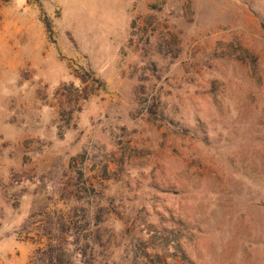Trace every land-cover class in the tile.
I'll return each instance as SVG.
<instances>
[{"label": "rangeland", "instance_id": "374dc122", "mask_svg": "<svg viewBox=\"0 0 264 264\" xmlns=\"http://www.w3.org/2000/svg\"><path fill=\"white\" fill-rule=\"evenodd\" d=\"M45 1L0 43V264L79 196L93 264H264V0Z\"/></svg>", "mask_w": 264, "mask_h": 264}, {"label": "trees", "instance_id": "16d2710c", "mask_svg": "<svg viewBox=\"0 0 264 264\" xmlns=\"http://www.w3.org/2000/svg\"><path fill=\"white\" fill-rule=\"evenodd\" d=\"M132 28L135 30V23H132ZM78 188L72 193L79 194ZM79 198L74 199L77 204L79 220L74 221V217H72L73 220H68L66 217L60 216L56 222H50L48 225L52 226L54 230L45 231L46 235L50 236V244L46 249L38 252L41 255L38 258L41 264H78L75 260L77 254H81L83 264H93L96 254L101 252L104 254V250L107 249L99 227L104 222L103 218L99 211L94 212L93 203L89 201L87 202L88 207H85L86 203L81 202L80 196ZM90 205L91 210H88ZM99 250L100 252H98ZM177 251L182 254L187 264H192L180 245L177 246ZM130 264H137V262L133 260Z\"/></svg>", "mask_w": 264, "mask_h": 264}, {"label": "crops", "instance_id": "0c3cea01", "mask_svg": "<svg viewBox=\"0 0 264 264\" xmlns=\"http://www.w3.org/2000/svg\"><path fill=\"white\" fill-rule=\"evenodd\" d=\"M32 1L33 0H11V2H9L10 5H4L3 8H0V17L2 16V19L0 20V43L17 41V39L22 35V31H19V29H17V27L22 23L21 19L17 17L13 19H7V17L5 16L7 10L18 11V13L25 14L30 8H32ZM72 1L78 2L80 0H46L45 3L48 10H56V12H59V15L61 16L62 11L60 9H62L64 5ZM8 6L9 9H7ZM9 25L14 26V31L11 33L7 32V27Z\"/></svg>", "mask_w": 264, "mask_h": 264}]
</instances>
